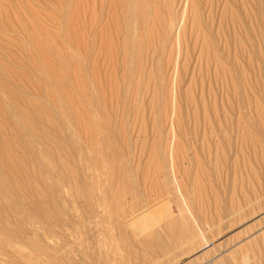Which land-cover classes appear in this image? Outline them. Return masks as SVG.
<instances>
[{"label": "rangeland", "instance_id": "rangeland-1", "mask_svg": "<svg viewBox=\"0 0 264 264\" xmlns=\"http://www.w3.org/2000/svg\"><path fill=\"white\" fill-rule=\"evenodd\" d=\"M255 190L264 0H0V264H264Z\"/></svg>", "mask_w": 264, "mask_h": 264}, {"label": "bare ground", "instance_id": "bare-ground-1", "mask_svg": "<svg viewBox=\"0 0 264 264\" xmlns=\"http://www.w3.org/2000/svg\"><path fill=\"white\" fill-rule=\"evenodd\" d=\"M144 11V10H143ZM140 15V14H139ZM140 18V17H139ZM8 178V177H7ZM22 187V186H21ZM252 193H253V195H254V200H256V202L253 200V198H252V196L250 195V194H248V193H246V192H244V199H242V198H240L239 196H237V200L238 201H236V204L237 205H233V208H235V209H239V211H242L243 210V208H244V205H250V206H252V211L253 212H255L256 210H258V209H261V208H263V206H264V197H263V195L264 194H262L263 192H261V191H258V190H255L254 192L252 191ZM253 201L255 202L254 204H252L253 203ZM240 219H243V218H245V216L244 215H240V217H239ZM148 245H152L153 244V241H147L146 242ZM263 249H264V247L262 248H260V250L261 251H263ZM247 257V255H244V258H246ZM108 258V257H107ZM110 262V261H109ZM109 264H115V263H109Z\"/></svg>", "mask_w": 264, "mask_h": 264}]
</instances>
